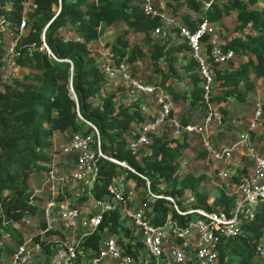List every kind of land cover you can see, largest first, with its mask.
Segmentation results:
<instances>
[{"label":"trees","instance_id":"obj_1","mask_svg":"<svg viewBox=\"0 0 264 264\" xmlns=\"http://www.w3.org/2000/svg\"><path fill=\"white\" fill-rule=\"evenodd\" d=\"M37 8L27 13L26 34L19 42L20 62L28 72L22 79L7 84L0 83V203L8 222L25 216L35 215L39 209V196L31 189L30 178L41 171L51 170L47 164L52 145V135L56 131L72 133H92L96 126L100 133L101 149L111 158L125 161L135 172L147 177L151 190L165 196H172L182 210L207 207L209 209L234 206V198L221 192L213 200L201 186L206 178L204 173L182 174L179 159L186 143L172 140L160 134L153 137L151 154L139 157L129 147L133 126H140L146 119L140 109L141 100L132 104L118 103L116 93H102L108 83L106 75L98 64L93 44L107 34L110 27L124 23L112 45V53L118 60L132 64L146 57L161 71L160 62L167 64L168 73H163L165 86L171 77H184L191 80L193 89L188 95L190 103L202 104L203 89L200 72L192 59L190 49L184 42L168 38L156 39L153 30L159 26V18L145 14L142 0H35ZM264 0H226L215 4L206 15L211 23H219L225 16L235 15L237 35L230 37L224 47L235 52L236 58L251 55L253 59L241 63L239 69L229 66L219 69L216 75L219 95H214L216 103L229 98L245 101L254 90L256 81L264 80ZM21 0H0V16H5V24L14 28L23 17ZM11 3V7L7 4ZM167 10L180 15L184 23L196 29L197 21L191 17L202 9L201 0H166ZM186 13L182 14L184 8ZM59 11V12H58ZM74 27L83 42L66 39L60 32ZM142 35L139 42H131V35ZM209 35L203 38L207 50ZM49 47L52 54L44 47ZM4 48L0 45V57ZM183 60V61H182ZM179 64V66H177ZM133 68V67H132ZM136 72V71H135ZM136 74V73H135ZM168 93L177 100L179 95L171 87ZM99 102L95 106L94 103ZM182 122L188 123L183 118ZM200 153L199 155H202ZM118 171L127 173L131 184L146 188V180L128 168L111 160H100V174L95 187L97 196L106 193ZM241 172L233 176L239 183L244 178ZM168 185L161 191L159 184ZM194 196L189 208L182 202L184 193ZM85 198H79L81 203ZM154 209V224H162L171 215L181 223L189 222L193 215L180 216L174 204L166 198L151 204ZM108 229L122 236L133 238L130 228L118 210L106 213L97 232L84 239L83 245L88 256L96 254L99 248L100 233ZM0 235L22 242V232L6 224L0 228ZM135 238V237H134ZM264 239V208L257 213L254 221L244 226L237 237L221 238L218 264H261L257 258V247ZM47 254L52 252L50 245L43 243ZM125 244L126 253L138 258L142 242L136 249ZM6 247V248H5ZM9 246H0L9 252ZM90 252V253H89ZM43 264V263H40Z\"/></svg>","mask_w":264,"mask_h":264},{"label":"built area","instance_id":"obj_2","mask_svg":"<svg viewBox=\"0 0 264 264\" xmlns=\"http://www.w3.org/2000/svg\"><path fill=\"white\" fill-rule=\"evenodd\" d=\"M201 1L202 15L196 29L184 23L180 15L168 11L166 5L159 0H142V9L146 15L159 18V26L153 30L156 39L168 38L175 34L176 40L188 45L201 77L202 105L205 108L202 123L182 122V118L175 112L173 96L159 82H149L136 75L128 61H118L112 53L111 46L101 41L99 47L96 45L94 48H99L98 64L108 79L102 93L113 90L116 96L123 92L129 97L142 100L140 109L146 119L128 141L129 147L139 153V157L151 154L153 137L162 134L163 130L170 133L167 139L173 141L172 146L177 139L187 134L205 137L204 150L208 159L213 162L227 161L236 149L243 147L244 157L253 162V169L239 183H234L224 192L234 198V206L227 210L223 207L180 209L174 197L153 192L147 177L135 172L125 161L106 155L101 149L98 129L89 123L94 129L92 133L65 132L67 142L61 146V151L74 154L75 165L65 173H57L53 168L46 170L41 186L33 190L35 195H43L38 214L41 218L38 223L40 230L17 243L10 255L11 264H218L221 238L239 236L244 226L254 221L257 213L262 211L264 155L258 152L251 141V131L257 128L259 121L264 117V103L261 101L255 103L254 116L248 130L241 133L231 146L222 148L210 140L207 134L210 125L222 122L224 118L219 103L213 100V96L218 93L217 71L229 66L236 55L232 49L224 47L227 40L222 42L219 40L217 36L219 27L214 26L206 15L208 10L223 0ZM20 5L23 17L14 28L4 23V15L0 16V45L4 48L0 57L1 84L22 79L28 72L27 66L20 62L21 53L18 45L26 34L27 13L34 11L37 3L35 0H21ZM7 6L12 5L8 3ZM60 33L66 39L83 42V38L72 26L62 29ZM206 35H209L207 42L211 45L208 50L207 45L203 43ZM44 47L52 54L46 43ZM52 56L56 58L53 54ZM94 105H99V102H95ZM102 159L111 160L141 176L146 180V188L131 184L127 173L118 171L106 193L97 196L95 187ZM179 164L183 168L189 165V162L180 158ZM167 185L166 182H162L157 186L162 191ZM80 196L85 198L81 203L78 202ZM162 198L171 201L180 216L190 213L193 215L192 219L181 223L169 215L162 224H154L155 214L151 204ZM115 210H118L125 219L133 238L105 229L100 233L97 253L88 256L83 245L84 239L99 230L106 213ZM83 213L86 214V230L77 236L75 222ZM9 223L22 233L33 224L28 216L12 218L8 222L0 203V228L3 229ZM69 227L72 234L66 236L64 230ZM55 232L62 233L63 236L57 239L48 238V235ZM8 239L7 235H0V246H4ZM139 241L142 242V251L138 258L126 253L125 244H131L132 250H135ZM44 242L50 245L52 249L50 254H47ZM257 258L264 264V239L257 247Z\"/></svg>","mask_w":264,"mask_h":264},{"label":"crops","instance_id":"obj_3","mask_svg":"<svg viewBox=\"0 0 264 264\" xmlns=\"http://www.w3.org/2000/svg\"><path fill=\"white\" fill-rule=\"evenodd\" d=\"M162 4L166 5V0H159ZM223 19V18H222ZM118 25V24H116ZM112 26L108 29L107 34L102 36L97 42H95L92 46L100 44V42H105L107 39L109 40L110 33L116 26ZM139 43H141L140 39L142 35H138ZM111 41V40H110ZM99 47V45H98ZM95 49V48H94ZM98 49L94 50L95 53H98ZM250 59H253L251 55H244L240 58H235L233 61V68L239 69L241 63L247 62ZM141 63V61H138ZM164 64V63H163ZM155 70V67H154ZM166 70V69H165ZM183 72V70H180ZM138 76L143 77L141 72L136 73ZM167 74V73H166ZM182 75L181 78H184L181 85L173 83L171 80L173 77L167 80L165 86H162L167 92L168 87H171L175 90V92L179 95L177 100L174 99L175 102V112L185 121L190 123H202L203 115L205 113V108L203 105H194L190 103L188 95H184V92H190L193 87L190 79H186ZM154 77V80L149 79V82H159L163 81V73L161 71L156 74H152L151 78ZM175 79V78H174ZM147 80V79H146ZM176 87V89L174 88ZM219 95V93H216ZM118 103H125L126 105L132 104L135 99L128 97L125 93H121L116 97ZM261 101L264 103V80L260 79L256 81V86L254 90L251 92L250 96L245 100L241 101L237 98H229L226 101H223L219 104L220 110L223 114L224 119L222 122H214L209 127L208 135L210 140L219 147H228L231 146L241 133L248 130L249 123L252 121L254 116V105L256 102ZM154 107V104H152ZM138 130V126H133L132 133H135ZM163 135H170L168 131L164 130L161 132ZM66 134L62 131H56L52 135V145L49 148L50 158L47 162L57 173H65L70 171L75 165V155L74 154H66L61 151V146L67 142ZM205 137L198 136L194 134H187L183 138L177 140L178 142L186 143L183 148V153L180 158H183L189 162V165L182 168V174L186 172H193L196 175L204 173L206 178L201 186L203 191H206L208 197L213 200L221 192H225L228 190L235 182L233 181V176L239 172L243 176H247L250 171L253 169V162L248 161L244 157V149L243 147H239L236 149L232 157L224 162H213L208 159L207 154L204 150L203 139ZM175 142L176 145L178 142ZM251 141L257 148L258 152L264 155V117L261 121H259L257 128L251 131ZM203 153L202 155H199ZM46 171H41L31 176L30 184L31 189H38L42 182L44 181ZM223 173V174H222ZM38 195V194H37ZM39 199L43 195H38ZM42 198L40 199V201ZM39 201V203H40ZM40 207V204H39ZM85 209V208H84ZM39 210L35 215L29 216L31 218L33 224L31 227L26 228L24 230L23 237H27L29 235H34L39 232ZM86 214L83 213L82 217L75 222V234L80 236L86 230ZM66 236L72 234L71 228H67L64 230ZM60 234V235H59ZM53 233L48 235L50 239H57L62 233ZM8 246L10 247L9 252H3L0 258V264H11L10 255L13 252L14 247L17 245V241L8 239ZM7 256V257H6Z\"/></svg>","mask_w":264,"mask_h":264},{"label":"rangeland","instance_id":"obj_4","mask_svg":"<svg viewBox=\"0 0 264 264\" xmlns=\"http://www.w3.org/2000/svg\"><path fill=\"white\" fill-rule=\"evenodd\" d=\"M225 1L226 0H223L222 2H220V4L224 3ZM185 9L187 10V7L183 9L182 14L183 13H186ZM201 15H202V13L200 11L199 13H197V15L193 13L191 15V17L193 16V18H195L196 21L198 22L200 20V16ZM213 25L219 27V31L217 33V36L219 37V40L221 42L222 41H225V40H228V39H230V37L238 34V32L236 31L237 20H236V17H235L234 14L231 15V16H225V17H223V19L220 20V22L218 24L217 23H214ZM122 28H125V24L124 23H119L118 25H116L114 27V29L112 30V32L110 33L111 35L109 37V40L107 39V41L103 42V44H105V45H113L115 43V41H116L117 35L119 34V32H120V30ZM138 37H139L138 35H131V40L130 41L131 42L133 41V42H136L137 43L139 41ZM96 49L97 48H95V50ZM98 54L99 53H96V55H98ZM159 65H160L159 68L161 69V72L168 73V71H167V69H168L167 64H165V63L163 64L162 62H160ZM177 66H179V64ZM232 66H233V62H232ZM132 67H133V71L134 72L136 71L135 73L141 72L143 74V77H145V79H147V80H149V79L154 80V77L151 78V75L157 73V71L154 70L155 65L150 60V58H147V57L143 61H141V63L136 62V63L132 64ZM178 70L180 72L179 74H181V77H182V75H184V72H181L180 71V68H178ZM183 79L184 78H180V77L179 78H176V77H173V79L171 81L173 83H176L177 82L179 84V86H180L181 85L180 83L183 82L181 80H183ZM174 88L176 89L175 86H174ZM217 92L219 93L218 89H217ZM177 140H179V139H177ZM184 199L185 200L182 202V206L184 207V205H185V206H187V207L190 208L193 205L194 196H192V194L189 191H186L185 192ZM257 205H259V202L257 203ZM257 205L255 206V208H257ZM39 214H40V211H39ZM40 220H41V218H39V221ZM7 242L4 244L5 246L6 245L7 246L9 245Z\"/></svg>","mask_w":264,"mask_h":264},{"label":"clouds","instance_id":"obj_5","mask_svg":"<svg viewBox=\"0 0 264 264\" xmlns=\"http://www.w3.org/2000/svg\"><path fill=\"white\" fill-rule=\"evenodd\" d=\"M108 46H111V48H112V45H108ZM95 54H96V53H95ZM96 56H97V55H96ZM231 64H232V63H231ZM134 73H135V72H134ZM136 75H137V74H136ZM143 79H144V78H143ZM145 80H146V79H145ZM146 81H148V80H146ZM160 85H161V84H160ZM111 91H113V90H111ZM114 92H115V91H114ZM115 93H116V92H115ZM116 97H117V96H116ZM128 97H129V96H128ZM130 98H134V97H130ZM134 99L136 100V99H140V98H134ZM140 100H141V99H140ZM141 101H142V100H141ZM140 106H141V105H140ZM138 128H139V127H138ZM137 131H138V130H137ZM137 131H136V132H137ZM136 132H135V133H136ZM64 133H65V132H64ZM131 135H132V134H131ZM174 146H175V145H174Z\"/></svg>","mask_w":264,"mask_h":264}]
</instances>
